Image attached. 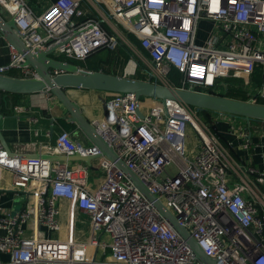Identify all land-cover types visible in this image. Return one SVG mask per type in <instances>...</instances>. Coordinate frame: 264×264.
Instances as JSON below:
<instances>
[{"label":"built area","instance_id":"built-area-1","mask_svg":"<svg viewBox=\"0 0 264 264\" xmlns=\"http://www.w3.org/2000/svg\"><path fill=\"white\" fill-rule=\"evenodd\" d=\"M84 1L54 0L38 14L29 0H0V10L15 20L32 54L57 46L59 56L85 61L124 45L133 55L132 74L140 71L160 85H169L177 69L182 89L208 93L221 79L252 77L261 67L262 85L248 101L264 102V0H95L89 2L103 4L105 12L93 17ZM204 19L214 22L217 35L199 45ZM10 50L0 75L22 70L23 78L37 77L25 57L12 45ZM153 101L141 118L133 94H113L94 125L217 264H264V192L248 177L257 171L237 163L199 109ZM189 130L199 141L192 155ZM242 138L249 149L250 136ZM42 149L43 155L24 158L0 141V168L12 173L14 196L26 198L17 212L0 206V255L9 257L0 264H204L116 161L101 156L95 170L85 162L51 159L95 158L102 155L97 146L62 130ZM260 177L264 182V173ZM63 201L71 208L67 238ZM79 213L90 222L85 240L75 234Z\"/></svg>","mask_w":264,"mask_h":264},{"label":"crops","instance_id":"crops-1","mask_svg":"<svg viewBox=\"0 0 264 264\" xmlns=\"http://www.w3.org/2000/svg\"><path fill=\"white\" fill-rule=\"evenodd\" d=\"M35 1V4L39 5L38 10L43 12L54 0ZM89 1L95 0L84 1V6L87 11H90V16H100L99 12L104 14L105 6L103 4L90 3ZM36 12L39 13L38 11ZM105 27L108 30L111 28L110 25L106 24ZM215 35H217V30L214 22L204 19L199 24L196 42L199 45H204L209 38ZM10 45V42L0 33V67L6 65L10 61ZM224 48L226 47L224 46ZM140 52L144 57H147L145 50L140 49ZM53 56L56 58L59 57L56 53H54ZM132 57L133 55H131V59ZM130 61L124 66V68H114V70L121 73L122 76L135 78L137 73L135 75L132 74V69H130L132 63H130ZM139 63H141L139 64V68H143L144 63ZM30 71L34 72L32 68H30ZM257 74L258 79L256 77ZM262 75V68L257 67V70L252 77L244 76L242 78L229 77L221 79L215 91L217 93L227 91L230 87V83L226 80L236 79L235 81L237 82L234 83V86L242 88L243 91L248 94L250 99L253 94L259 92L262 85ZM10 76L23 78L24 71L13 70L12 73H10ZM67 93L68 96L80 106L84 116L93 124L95 121L102 120L105 117L107 103L113 97V94L109 92L82 89H69ZM16 101L17 104L14 108L15 112L13 114L7 115L3 113L5 117L1 122V131L13 154L20 155L24 158L39 157L40 155H43V146L52 144L56 139V136L63 130L58 124V120L66 119L67 122H69V114L62 104L47 91L32 95H23L17 98ZM154 104L155 102L153 99L144 98L141 110L148 111L154 106ZM11 110H13L12 107ZM54 120L53 134L52 126ZM212 120L213 123L218 126L220 134L227 138L228 142L234 149L236 156L238 157V159L235 158L237 163L245 166L248 170L257 171L255 174H249L248 177L255 187L258 186V188L264 192V182H261L262 177H260L261 174L264 173V122L259 120H251L248 122L244 118L218 112H212ZM37 133L39 134L37 135ZM71 133L76 141H81L85 144H92L91 142H88L78 130ZM244 134H248L251 138L249 149L245 147V140L242 138V135ZM189 151L191 155L196 153V149L193 148ZM91 164L96 170L98 168L99 159H93ZM12 184V173L0 168V206L3 207L5 212L10 211L13 213L18 209L16 208L18 197L13 194ZM61 208V223L66 228L64 229L62 236L67 238V229L69 228L68 219L71 212L70 204L63 201L61 203ZM8 258L7 255H0V262L7 261Z\"/></svg>","mask_w":264,"mask_h":264},{"label":"water","instance_id":"water-1","mask_svg":"<svg viewBox=\"0 0 264 264\" xmlns=\"http://www.w3.org/2000/svg\"><path fill=\"white\" fill-rule=\"evenodd\" d=\"M0 33L14 46L19 53L25 57V65L32 68L37 77L20 78L9 75H0V91L13 95H32L43 92H50L69 114V123L76 124L77 130L83 137L97 146L102 155L98 157L83 158L79 154L72 157L58 156L51 157L61 161H80L91 164L93 159L101 156L116 161L125 175L137 186L142 194L154 204L159 213L166 219L170 226L185 240L194 250L199 260L204 264H217L196 243L188 230L179 224L174 214L165 207L156 196L153 195L146 184L136 173L128 168L124 161L118 159L115 150L110 147L107 140L98 132L95 125L89 121L80 106L69 96V89H82L92 91L109 92L112 94L123 93L133 94L138 109V115L143 118L144 114L140 108L144 98L157 99L162 101H176L199 110L223 113L235 117H241L248 122L259 120L264 122V104L253 103L232 99L220 95L201 93L182 88H175L169 85H160L151 80H139L126 76L109 74L103 71H90L82 69L72 63L61 61L53 56L58 49L57 46L43 50L38 54H32L25 46L18 34V28L14 19H6L0 10ZM4 114L0 112V141L4 147L10 150L9 145L1 131V122ZM54 122L52 133L54 134Z\"/></svg>","mask_w":264,"mask_h":264},{"label":"trees","instance_id":"trees-1","mask_svg":"<svg viewBox=\"0 0 264 264\" xmlns=\"http://www.w3.org/2000/svg\"><path fill=\"white\" fill-rule=\"evenodd\" d=\"M130 41L135 44L138 48L139 46V41L138 39L133 35H129ZM141 49V48H140ZM143 50V49H142ZM57 59L61 61H66L69 63H72L82 69H88L90 71H103L109 74H114V75H120L122 76L121 73H118V71H115L114 68L121 69L124 68L126 64L131 59V53L129 49L126 46H122L118 48L117 50H110V49H102L90 57H88L85 61H79L75 59L68 58L64 55L59 56ZM260 75V74H259ZM15 76V75H14ZM258 79V74L256 75ZM134 79H139V80H144L145 77L141 74L140 71L137 72V75ZM182 79H183V74L177 70V69H172V71L169 74L168 77V83L170 86L175 87V88H181L182 87ZM236 79H227L226 81L230 83V87L227 89L225 92L221 93H216V91L213 90H208V93L210 94H215V95H220L232 99H237V100H243V101H248L249 97L248 94L243 91L242 88H237L235 87L234 83ZM22 95H13L9 94L6 92H1L0 91V112L8 114L12 109L15 108L17 101L16 99L19 98ZM260 103L264 104L263 101H260ZM199 116L201 117L202 121L204 123H208L209 128L211 132L221 141V143L232 153L234 158L238 159L236 156V153L230 143L228 142L227 138L224 137L220 132L218 131V126L213 123L212 120V111H207V110H199ZM58 124L61 126V128L65 131L68 132H73L77 130L76 124L69 123L67 122L66 119H59Z\"/></svg>","mask_w":264,"mask_h":264},{"label":"rangeland","instance_id":"rangeland-1","mask_svg":"<svg viewBox=\"0 0 264 264\" xmlns=\"http://www.w3.org/2000/svg\"><path fill=\"white\" fill-rule=\"evenodd\" d=\"M35 3H36L35 0H29V4L35 10V12L38 11L39 13H41L42 11L38 10L39 9V5L35 4ZM5 17L7 18V16H5ZM135 62H138V61H135ZM14 112H15V109L11 110L7 115L13 114ZM205 124L207 126L209 125L208 123H205ZM198 143H199V141L196 138L195 134L191 130H189L188 138H187V148L189 150L192 149V148L196 149L198 147ZM17 199H18V202L16 204V208H18V209L15 212L20 211L21 208L23 207L24 203H25V197L23 195L18 197ZM89 228H90L89 219L85 215L79 213L78 214V224H77L76 232H75L76 237L78 239H80V240H85L88 237V235H89ZM64 229H66V228L64 227ZM110 254H111V252L109 250L108 251V255H110Z\"/></svg>","mask_w":264,"mask_h":264},{"label":"bare ground","instance_id":"bare-ground-1","mask_svg":"<svg viewBox=\"0 0 264 264\" xmlns=\"http://www.w3.org/2000/svg\"><path fill=\"white\" fill-rule=\"evenodd\" d=\"M130 67H132V64H131V66Z\"/></svg>","mask_w":264,"mask_h":264}]
</instances>
